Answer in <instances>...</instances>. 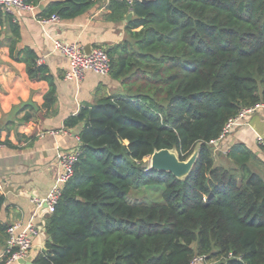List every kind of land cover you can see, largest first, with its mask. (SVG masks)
<instances>
[{
    "label": "trees",
    "instance_id": "16d2710c",
    "mask_svg": "<svg viewBox=\"0 0 264 264\" xmlns=\"http://www.w3.org/2000/svg\"><path fill=\"white\" fill-rule=\"evenodd\" d=\"M96 1L67 0L49 16L74 18ZM131 7L132 41L107 51L109 75L126 94L67 119L68 127L81 126L80 155L32 264H190L199 255L206 264H264V164L252 170L258 154L245 145L218 162L212 143L243 108L264 103V0H138ZM27 70L48 78L35 60ZM199 144L184 179L146 161L164 148L187 160ZM143 188L161 189V200L134 196ZM3 203L0 196V212Z\"/></svg>",
    "mask_w": 264,
    "mask_h": 264
},
{
    "label": "crops",
    "instance_id": "0c3cea01",
    "mask_svg": "<svg viewBox=\"0 0 264 264\" xmlns=\"http://www.w3.org/2000/svg\"><path fill=\"white\" fill-rule=\"evenodd\" d=\"M135 1L112 0L106 4L97 0L74 18L61 16V21L45 25L37 16L49 17L52 9L67 0H40L34 12L18 9L8 14L0 8V196L4 199L0 223L25 226L33 219L40 229L33 240L37 254L45 249V224L50 213L37 209L31 198L46 196L61 173L57 147L69 151L80 148L81 126L68 127L67 119L103 97L126 94L122 81L111 75L87 71L80 83L66 79L70 62L55 49L53 39L79 42L86 51L95 47L122 49L125 42L132 41L127 25L134 17L131 5ZM120 4L128 9L123 15ZM27 60H42L48 78H32ZM50 91L52 95L46 101ZM261 112L246 122L243 131L231 133L215 145L217 152L227 155L240 144L260 154V140L264 139ZM6 247L7 233L0 231V264H5Z\"/></svg>",
    "mask_w": 264,
    "mask_h": 264
},
{
    "label": "built area",
    "instance_id": "2783aa9c",
    "mask_svg": "<svg viewBox=\"0 0 264 264\" xmlns=\"http://www.w3.org/2000/svg\"><path fill=\"white\" fill-rule=\"evenodd\" d=\"M112 0H105L106 4ZM0 8L8 14H14L18 9L34 12L36 5L28 3L26 0H0ZM37 20L42 25L59 22L61 16L53 14L49 17H39ZM56 50L61 51L70 62V67L65 73V78L80 83L85 78L87 71H92L101 76H107L111 72V58L108 52L102 47H95L90 53H87L85 47L79 42H64L60 39H53ZM42 64V60L38 61ZM261 108H264V103H259L254 106L243 108L239 114L232 117L225 125L221 135L212 141L214 145H218L224 141L232 129L240 124L244 119L256 113ZM264 144V139L260 140ZM2 144L0 143V146ZM80 150L75 151L64 150L60 146L57 147V157L61 166V173L56 178L51 190L44 197H33L31 202L37 209L46 210L53 213L56 209L60 198L62 197L64 186L72 178L75 172V165L78 161ZM40 233V229L34 223L33 219L25 226L15 222L7 228V247L5 251V264H10L14 261L30 260L38 255V250L34 247V237ZM205 255L196 256L190 264H206Z\"/></svg>",
    "mask_w": 264,
    "mask_h": 264
},
{
    "label": "water",
    "instance_id": "95a60500",
    "mask_svg": "<svg viewBox=\"0 0 264 264\" xmlns=\"http://www.w3.org/2000/svg\"><path fill=\"white\" fill-rule=\"evenodd\" d=\"M143 2H147L149 0H141ZM133 14H129L128 18H132ZM90 53V51H86ZM3 127V122L0 121V131ZM79 132V129H77ZM200 152V144L197 146L193 154L187 159L182 160L178 152L174 149H160L156 150L153 155L150 157V168L156 169L158 171H167L171 172L175 177L179 179H184L190 175L192 172L194 165L199 157ZM22 264H32L30 260H20Z\"/></svg>",
    "mask_w": 264,
    "mask_h": 264
},
{
    "label": "rangeland",
    "instance_id": "374dc122",
    "mask_svg": "<svg viewBox=\"0 0 264 264\" xmlns=\"http://www.w3.org/2000/svg\"><path fill=\"white\" fill-rule=\"evenodd\" d=\"M261 111H264V109L258 110L256 113H254V114L250 115L248 118L244 119L240 124L236 125L232 129L231 133L233 135H236V134L240 133L241 131H243V129L245 128L246 122L249 119H251L252 116H255L257 114H262L263 112H261ZM241 148L242 147L240 146V144H238V145H235L232 149H233V152H234V151H236L238 149H241ZM245 150L251 152V149L249 147H247V146H245ZM217 154H218L217 155L218 156L217 161L218 162H222L223 164L228 162L229 159L231 158V156L228 157L226 155L220 154L219 152H217ZM150 157L151 156L146 157V161H150ZM254 159H255V161L251 159L248 164H249V166H250V168L252 170L260 171L261 168H263L262 164H264V153L261 152L260 154H258V157L254 158ZM231 160H232V158H231ZM257 161H259V162H257ZM237 163H238V165H242V164H240V162H237ZM230 164H232L234 167L238 166L237 164L234 165L233 162H231ZM243 164H245V163H243ZM134 196H136L140 200H144L147 203L156 204V203H158L161 200V189L154 188V189L151 190V189H144L143 188V189H141L138 192V194L137 193L134 194Z\"/></svg>",
    "mask_w": 264,
    "mask_h": 264
}]
</instances>
